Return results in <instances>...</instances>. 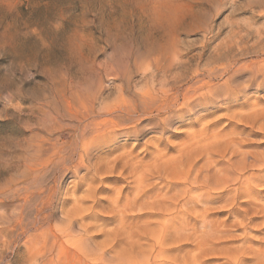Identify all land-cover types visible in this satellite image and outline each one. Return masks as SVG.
<instances>
[{
  "label": "rangeland",
  "instance_id": "rangeland-1",
  "mask_svg": "<svg viewBox=\"0 0 264 264\" xmlns=\"http://www.w3.org/2000/svg\"><path fill=\"white\" fill-rule=\"evenodd\" d=\"M170 14L181 21L172 20ZM160 21L173 26L174 33L170 27H160ZM230 36L235 40H227ZM164 37L176 43L172 46L179 54L185 53L182 63L175 65L178 68L203 64L212 53L216 56L219 44L222 53L238 57L239 62L260 60L264 58V0H0V264H264V255L253 254L264 247L263 225L254 224L262 218H252L244 229L230 226L227 236L206 242L198 254L195 242L186 240L193 228L197 234L204 229L201 218H193L197 211L192 203L182 226L179 222L186 219L177 217L181 213L176 208L168 212L156 204L114 214L115 198L123 200L125 194L132 197L135 192L127 168L120 171L118 161L112 173L96 175L84 167L74 172L79 155L67 158L73 150L86 153L90 163L84 157L82 164L95 163L104 171L108 160L125 154L129 147L141 158L139 167L150 165L154 148H161L170 160L160 165L163 180L158 183L156 174L151 177L152 187L145 188L150 195L168 190L164 185L170 180L165 174L184 173L192 162L195 168L200 166V158L188 161L178 149L186 144L187 131L200 127L193 116L192 123L187 118L183 124L176 123L179 126L173 123L161 137L148 129L141 136L118 137L100 145L73 140V129H85L89 103L97 109L104 98L114 99L120 88L128 94L145 84L140 72L151 62L155 39ZM245 95L250 103L259 102L255 108H264V85L257 90L251 87ZM230 100L217 101L199 114L211 109L217 118L204 120L217 121L219 129L232 128L226 110L237 107L238 101ZM249 120L256 127L264 122ZM236 125L235 131L249 129L244 123ZM247 141L263 149L264 130L250 132ZM258 186L255 190L263 195L264 183ZM207 204L209 219L230 222L235 218L230 212L237 209L229 210L231 205L220 199ZM42 228L46 240L58 235L62 254H47V246H39L48 245L37 235ZM64 229L72 240L63 237ZM77 239L86 255L75 250Z\"/></svg>",
  "mask_w": 264,
  "mask_h": 264
},
{
  "label": "bare ground",
  "instance_id": "bare-ground-1",
  "mask_svg": "<svg viewBox=\"0 0 264 264\" xmlns=\"http://www.w3.org/2000/svg\"><path fill=\"white\" fill-rule=\"evenodd\" d=\"M177 11L179 12L180 10ZM175 13L177 12L175 11ZM179 13L181 14V11ZM166 15L167 14L164 16L165 18H167ZM172 16L173 15H171V17ZM177 16L174 18L176 21L179 18H177ZM171 19L174 20L173 17ZM179 20L181 21L180 18ZM169 22L171 23V20ZM160 23V27L165 26V23L162 25V21H160ZM174 24L173 26L177 25ZM155 26L158 28L157 24ZM178 26H180V23H178ZM167 27H170L168 28L169 31L172 28L171 26ZM181 27L182 26H180V29ZM172 31L174 33V30ZM161 34L159 35L162 36ZM164 34L166 36V32ZM173 37L171 38L173 39ZM167 38L155 39L157 45L155 52H152L153 57L150 55L152 57L150 60L151 62H148L149 65L146 63V65H144L146 69L143 68L144 70L140 72V77L146 79L145 84H142L134 90L128 89L129 87L125 84L126 87H128L127 89L131 90L128 94L125 92L126 90L120 88L114 99L108 100L109 97L104 98V101L97 109L93 106V102L89 103L85 114V129H73V140L75 142L77 140L81 141L84 144L96 143L97 145L99 143L100 145L102 141L108 143L110 141L111 143V141H114L118 137H137L148 129L154 130L160 134L161 137L166 130L168 131V127L174 125L173 123H182L186 118L191 119L190 117L193 116V120L199 122L198 125H200V127L196 126V129H192L190 132L187 131L189 137H187V141H184L187 145L185 144L183 147L178 146L180 147L178 149H180L179 151L181 152L183 151L181 155H185L188 161H191L195 157H198V159L200 158L202 160L200 166L195 168V166L192 165V163L194 164L195 162H190L191 166H188V169L184 173L179 172L176 174L174 172V176L172 177L165 174V177L170 180L169 182L167 181L169 184L164 185L167 186L168 190L163 193L150 195V193H153H148L145 188L148 189L152 187V182L150 181L151 177L156 174L157 178L155 179L158 180L159 183L160 179H162L160 165H167L166 162L170 160L169 157H167L168 155L165 156L166 154H163L164 151L161 152V148H154L153 158L151 157L153 160H150V165H145L144 163L143 166L139 167L141 162L139 159L141 158L137 159L135 157L136 155L132 151H129V147L127 150L128 152H125V154L120 153L118 155L117 153L118 156L112 161L108 160L106 162L108 166H106L104 171H100L101 167H97L95 163L88 165L84 163L83 165L82 160L84 157L88 159L86 162L90 163L86 153L80 154L73 150L67 158L70 161L76 154L79 155V161L74 165V172L80 167H84L87 171H94L96 175L99 173H112L114 163L118 161L122 164L123 170L121 169L120 171H126L125 169L127 168L128 173H131L130 177L133 178L131 181L133 183L131 188H135V192L133 194L132 191V197H130L129 194H125L123 200H121V198H115V205L111 210L114 214L123 215L128 209H132L133 207L135 209H141L140 207L145 204L148 205L147 208H150L153 207V204H156V208L159 206L163 211L170 212L169 210L176 208L175 211L177 210V213H181V216L178 215L177 217H181L179 219H186V214L189 212L187 206L192 203V208L194 207L197 211V214L193 218H201V226L204 229L200 234H197L198 230L193 228L190 234H186V240L195 242L197 248H199L198 254H200L203 252L201 246L206 244V242L212 243L217 239L219 241L227 236L226 234L230 226H238L244 229L250 224L252 218L260 217L262 221L255 222L254 224L259 226L263 225L264 228V193L260 195L259 193L261 191L255 190L258 185L264 183V148H257L260 145L259 143L257 147L256 145L251 146L250 144L253 143H248L249 141H247L250 132H255L257 130L261 132V130H264V122L256 127L255 125L253 126V123L249 120L251 118L253 121L257 119H262L264 121V116L259 115L260 112H264V108H255L260 105L259 102L255 101L256 103H250V98L245 95L246 91L251 87H255L257 90L260 86L264 85V58L245 64L239 62L237 59L238 57L236 58L234 55L222 53L220 47L223 45L221 46L219 44L216 50H214L216 56L212 53L210 58L203 64L198 63L192 68L190 65L178 68L175 65H177L179 61L182 63L181 57H183L185 53L179 54L177 49L173 47L176 43L174 44L171 40V44ZM227 40L233 41L235 40V36H230ZM227 45L230 46V43L224 44V46ZM230 48L233 49V47ZM241 48L243 47H240V49ZM226 53H229V51ZM197 55L200 57L201 53L198 52ZM236 56L238 55L236 54ZM245 71H247L246 74H244ZM127 74H129V72H127ZM240 78L241 80H239ZM233 98L234 100H230ZM221 100L225 102L230 100V103H236L238 101L237 104H235L237 107L234 109L227 107V114L224 112V115L226 114L228 121H230L229 125H234H232V128L228 126L229 129H225L224 126V129H219L221 124L217 126V121L204 120L207 116H210L212 119L217 118V115L213 114L214 111L211 109L207 114H199L200 112H204L203 110H209V106H213V104ZM222 115L218 116L222 117ZM193 120L191 119L190 123H192ZM238 123L248 125L249 129L244 128L240 129V131H235L237 128L235 126H237L236 124ZM175 128L177 129L178 127L175 126L172 129ZM184 142L182 141L181 143L184 144ZM99 145L97 148H99ZM94 147L93 145V148ZM104 152L102 154H104ZM170 158L174 157L170 156ZM198 159L195 161H198ZM147 162H149V160H147ZM174 162L175 161L172 163L174 164ZM121 176L123 175L121 174ZM169 188L173 189L170 193ZM141 189H143V191H141ZM149 190L151 191V189ZM116 192L119 194L118 191ZM146 194L149 195L146 196ZM212 199H220L226 203L225 206L231 205L232 208L230 207L229 210L237 209V212H235V210L230 212L234 213L235 218L229 222L231 214L228 213V222L225 221L227 219L224 220L225 222L218 221L219 223L216 222L217 220L214 221L209 219V208L207 206L209 204L207 203ZM194 213L196 212L194 211ZM122 219L123 218L120 217L121 222L123 221ZM187 221V219L181 220L179 225L182 226ZM67 229L62 231L63 237H66V241H70L72 239H70L69 236L72 237V235ZM43 231L44 229L42 228L37 235L39 239H43L48 245L45 244L44 247L43 245H38L44 249L45 246H47V254L52 251H58L62 254L63 246L58 235L50 234L51 237L46 240L43 238ZM77 240V242L74 241L75 250L86 255L84 246L79 239ZM179 240L181 239L179 238ZM37 243H39L38 239ZM216 243L218 244V242ZM213 245L215 244L211 246ZM261 247L253 252V254L260 256L264 255V247ZM246 248H248V246ZM160 251L162 252V250ZM160 251L157 253L159 254Z\"/></svg>",
  "mask_w": 264,
  "mask_h": 264
}]
</instances>
